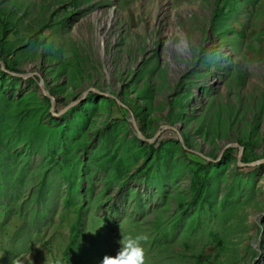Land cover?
Returning <instances> with one entry per match:
<instances>
[{
    "label": "rangeland",
    "instance_id": "obj_1",
    "mask_svg": "<svg viewBox=\"0 0 264 264\" xmlns=\"http://www.w3.org/2000/svg\"><path fill=\"white\" fill-rule=\"evenodd\" d=\"M232 2L0 0V264L139 234L145 264H264V0Z\"/></svg>",
    "mask_w": 264,
    "mask_h": 264
},
{
    "label": "clouds",
    "instance_id": "obj_2",
    "mask_svg": "<svg viewBox=\"0 0 264 264\" xmlns=\"http://www.w3.org/2000/svg\"><path fill=\"white\" fill-rule=\"evenodd\" d=\"M147 240L143 234L124 239L118 253L112 256H105L102 264H145V252L142 242Z\"/></svg>",
    "mask_w": 264,
    "mask_h": 264
},
{
    "label": "water",
    "instance_id": "obj_3",
    "mask_svg": "<svg viewBox=\"0 0 264 264\" xmlns=\"http://www.w3.org/2000/svg\"><path fill=\"white\" fill-rule=\"evenodd\" d=\"M22 77H24V76H22ZM43 85V84H42ZM42 85H41V88H43L42 87ZM44 91V90H43ZM44 94H45V96L46 97H48L49 99H50V101H51V106H52V109H51V111L52 112H54V108H55V105H56V102H55V100H54V98H52V97H50V96H48V94L44 91L43 92ZM88 93L86 92V93H84V94H82V96L79 98V99H77L72 105H70L68 108H70V107H72V106H74V105H76L77 103H79L80 101H82L85 97H86V95H87ZM117 103L119 104V102L117 101ZM120 105V104H119ZM67 108V109H68ZM66 111V110H65ZM132 125H133V127H134V129H135V131H136V133H137V135H138V137L142 140V141H146V142H148V143H153L154 141H155V139H156V136H158V135H160V133L163 131H158V133H157V135L154 137V139L153 140H147V139H145L143 136H142V133H141V131H140V129L138 128V126H137V124H136V122H135V120L133 119L132 120ZM163 129L165 130V129H167L166 127H163ZM237 148V149H239V154H238V159H240L241 158V156H242V148H240V147H238V146H233V145H228V146H226L225 148H224V150L221 152V156L224 154V152L227 150V149H229V148ZM201 157L203 158V159H205V160H209L208 158H206V157H204V156H202L201 155ZM215 162V161H214ZM261 163H263V161L261 160V161H257V162H255V163H251V164H246L245 166L246 167H254V166H256V165H260ZM239 166H244L243 164H239Z\"/></svg>",
    "mask_w": 264,
    "mask_h": 264
},
{
    "label": "trees",
    "instance_id": "obj_4",
    "mask_svg": "<svg viewBox=\"0 0 264 264\" xmlns=\"http://www.w3.org/2000/svg\"><path fill=\"white\" fill-rule=\"evenodd\" d=\"M219 2H223L224 3V6L230 8V11L231 12L236 11L235 7L233 6L232 0H219ZM17 31L20 33L21 32V29L18 28ZM77 99H78V97H77ZM110 101H111L112 109H114L119 114H122V113L123 114H126L127 108H131V107H133L134 110H136V111L138 110L136 108V105L134 103H132V102H130V103H128L126 105L127 108H125V107H120L119 108L117 106V102L115 100L111 99ZM56 104H59V103L57 102ZM136 123H137L138 128H140L141 127V122H140V120H138V116L137 115H136ZM153 148H154V146H153ZM184 155H185L186 158L191 159V160H195L197 162L203 160L199 155H196V154L192 153L190 150L184 151ZM77 224H78V221L75 222V224L73 225V227L77 226ZM71 231L73 232V229Z\"/></svg>",
    "mask_w": 264,
    "mask_h": 264
}]
</instances>
